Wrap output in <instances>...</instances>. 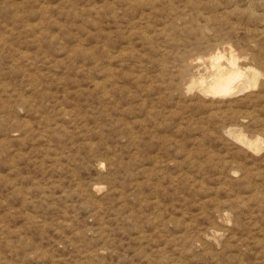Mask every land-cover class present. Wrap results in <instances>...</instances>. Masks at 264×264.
I'll list each match as a JSON object with an SVG mask.
<instances>
[{"label":"rangeland","instance_id":"rangeland-1","mask_svg":"<svg viewBox=\"0 0 264 264\" xmlns=\"http://www.w3.org/2000/svg\"><path fill=\"white\" fill-rule=\"evenodd\" d=\"M263 36L264 0H0V264H264ZM218 49L261 81L201 94Z\"/></svg>","mask_w":264,"mask_h":264},{"label":"bare ground","instance_id":"bare-ground-1","mask_svg":"<svg viewBox=\"0 0 264 264\" xmlns=\"http://www.w3.org/2000/svg\"><path fill=\"white\" fill-rule=\"evenodd\" d=\"M249 1V0H248ZM160 2V1H159ZM196 2V1H195ZM213 2V1H212ZM249 3H251V2H249ZM237 7H239V6H237ZM215 9V8H214ZM234 9V8H233ZM116 11V10H115ZM215 11H216V9H215ZM238 11V10H237ZM212 12V11H211ZM219 12H220V10H219ZM214 14V13H213ZM216 14V13H215ZM223 14V13H222ZM214 16H216V15H214ZM218 16V15H217ZM222 16H224V15H222ZM212 17V16H211ZM227 17V16H226ZM209 19V18H208ZM207 19V20H208ZM211 21V20H210ZM142 22V21H141ZM209 22V21H208ZM210 25V24H209ZM235 25V24H234ZM234 25H233V27H234ZM199 26V25H198ZM212 27V26H211ZM217 27V26H216ZM182 28V27H181ZM235 28H236V26H235ZM254 29V28H253ZM215 30H213V32H214ZM208 32V31H207ZM216 32H219V31H216ZM257 32V31H256ZM204 33V32H203ZM208 33H210V32H208ZM226 33V32H225ZM260 33V32H259ZM214 34V33H213ZM224 34V33H223ZM147 35V34H146ZM209 35V34H208ZM214 35H216V34H214ZM251 35H252V33H251ZM210 36V35H209ZM216 36H218V35H216ZM221 37V36H220ZM254 37V36H253ZM252 37V38H253ZM214 38V37H213ZM222 38V37H221ZM227 38V37H226ZM263 38H264V36H263ZM217 39V38H216ZM215 39V40H216ZM224 39V38H223ZM259 39V38H258ZM151 40V39H150ZM254 40V39H253ZM202 41V40H201ZM200 41V42H201ZM226 41H228V40H226ZM255 41V40H254ZM254 41L252 42V43H254ZM206 42V41H205ZM204 42V43H205ZM218 42V41H217ZM225 42V41H224ZM229 42V41H228ZM250 42V41H249ZM226 43V42H225ZM230 43V42H229ZM220 44V43H219ZM218 44V45H219ZM227 44V43H226ZM258 44V43H257ZM208 45V44H207ZM255 45V44H254ZM259 45V44H258ZM104 46V45H103ZM214 46H215V44H214ZM217 46V45H216ZM220 46H222V45H220ZM250 46H251V44H250ZM200 48V47H199ZM201 48H203V47H201ZM205 48H207L206 50L207 51H209V50H211V49H213V48H211L210 46H208V47H205ZM217 48H219V47H217ZM234 48V47H233ZM260 49V48H259ZM198 50H200V49H198ZM219 50V49H218ZM256 50V49H255ZM258 50V49H257ZM206 51V52H207ZM217 51V50H216ZM225 51V50H224ZM206 52H205V56H206ZM237 52V51H236ZM240 52V51H239ZM194 53V52H193ZM197 53V52H196ZM213 53V52H212ZM119 54V53H118ZM185 54V53H184ZM208 54V53H207ZM251 54H252V52H251ZM120 55V54H119ZM181 55V54H180ZM189 55H190V53H189ZM188 55V56H189ZM200 55H201V53H200ZM204 55V54H203ZM254 55V54H253ZM184 56V55H183ZM209 56V55H208ZM207 56V57H208ZM120 57V56H119ZM122 57V56H121ZM185 57H187L186 55H185ZM195 57V56H194ZM198 57V56H197ZM225 57H226V59H227V62H228V65H224L223 63H222V60H224L225 59ZM243 57V56H242ZM203 58H206V57H203ZM255 58V57H254ZM184 60H185V58H183ZM194 59V58H193ZM200 60V59H199ZM208 60V59H207ZM181 61V60H180ZM188 61H190V60H188L187 59V62ZM192 61V60H191ZM256 61V60H255ZM187 62H185V63H187ZM193 62V61H192ZM203 62V61H202ZM207 62V61H206ZM205 62V63H206ZM209 63H210V67H211V74H210V78H208V77H205L204 75H201V76H199L198 74H196V75H198V77H193V79L191 80V84H192V86H193V88H196V89H198L197 91H200V93L201 94H203L204 96H206V97H212V98H217V97H219V98H223V97H228V96H230L231 97V95H238V94H240V93H243L247 88H251V86L252 85H255V84H258L260 81H258L259 80V77H260V72H259V70H257L256 68H251V67H247V65H249V64H247L246 63V67L247 68H244L245 66L244 65H242V66H244V67H241L240 65H239V63H238V56L233 52V50H230V52H229V55L227 56V55H225L224 53L222 54V52H220V50L218 51V52H216L215 54H212V55H210L209 56V61H208ZM244 62V61H243ZM262 62V61H261ZM189 63V62H188ZM245 63V62H244ZM243 63V64H244ZM256 63V62H255ZM263 63V62H262ZM191 64V63H190ZM206 64H208V63H206ZM182 64L180 63V66H181ZM189 65V64H188ZM202 65V64H201ZM259 65V64H258ZM184 66H185V64H184ZM187 66V65H186ZM191 66V65H190ZM189 66V67H190ZM204 66V65H203ZM206 66V65H205ZM209 66V65H208ZM253 66V65H252ZM261 66H263V65H261ZM191 67H193V66H191ZM199 67V66H198ZM197 67V69H199ZM207 67V66H206ZM209 67V68H210ZM180 68V67H179ZM194 68V67H193ZM257 68H259V66L257 67ZM263 68V67H262ZM261 68V69H262ZM196 69V68H195ZM203 69V68H202ZM206 69V68H205ZM188 70H190V69H188ZM188 70H186V71H188ZM208 70V69H207ZM206 70V71H207ZM203 71V70H202ZM205 71V70H204ZM261 71H263V70H261ZM169 72V71H168ZM208 72V71H207ZM176 73V72H175ZM182 73V72H181ZM193 73H195V71L193 72ZM203 73V72H202ZM201 73V74H202ZM262 73V72H261ZM185 74H187V72L185 73ZM209 74V73H208ZM262 75V74H261ZM184 76V75H183ZM187 76V75H186ZM195 76V75H194ZM208 76V75H207ZM188 78V77H187ZM114 80V79H113ZM187 81L188 80H185V82L187 83ZM98 82V81H97ZM258 82V83H257ZM183 84V83H182ZM184 85V84H183ZM190 85V84H189ZM188 85V86H189ZM100 86V85H99ZM191 86V87H192ZM186 87V86H185ZM190 87V88H191ZM189 88V87H188ZM192 89V88H191ZM252 90V89H251ZM186 91H187V89H186ZM190 92V91H189ZM197 93V92H196ZM181 94V93H180ZM195 96H197V94L195 95ZM203 96V97H204ZM199 97V96H198ZM197 97V98H198ZM205 98V97H204ZM232 99V98H231ZM222 100V99H221ZM225 100V99H224ZM227 100V99H226ZM230 102V101H229ZM234 102V101H233ZM228 105V104H227ZM239 117V116H238ZM31 127V126H30ZM237 127V126H236ZM238 129V128H237ZM225 130H227V129H225ZM237 131V130H236ZM240 130L238 129V132H236V134H235V136L237 137V139L239 140V141H241L243 144H246L247 146H249V148L251 149V148H253V149H255L256 150V148H258L259 147V141H261V140H259V139H249L245 134H243L242 132H239ZM230 133H231V131H230ZM234 133H235V131H234ZM232 136V135H231ZM234 136V135H233ZM231 138V137H230ZM236 139V138H235ZM237 140V141H238ZM235 141V140H234ZM238 141V142H239ZM240 144V143H239ZM242 144V145H243ZM246 147V146H245ZM248 148V149H249ZM256 152V151H255ZM100 168V167H99ZM96 190V189H95ZM225 216H227V215H225ZM223 218H224V216H223ZM226 218V217H225ZM224 218V219H225ZM228 219V218H227ZM226 219V220H227ZM217 232V231H216ZM217 234V233H216ZM212 236V235H211ZM214 239V238H213Z\"/></svg>","mask_w":264,"mask_h":264}]
</instances>
